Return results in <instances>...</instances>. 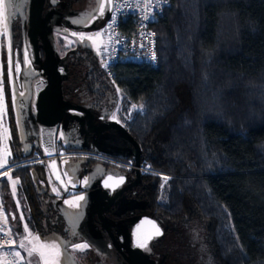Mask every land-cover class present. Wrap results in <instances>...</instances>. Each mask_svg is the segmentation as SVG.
<instances>
[{"label":"trees","instance_id":"1","mask_svg":"<svg viewBox=\"0 0 264 264\" xmlns=\"http://www.w3.org/2000/svg\"><path fill=\"white\" fill-rule=\"evenodd\" d=\"M169 2L152 25L156 65L101 70L114 92L103 117H119L141 166L157 173L143 174L132 213L162 226L198 219L214 264H264V0ZM24 38H13L15 59ZM64 59L63 71H73ZM133 105L140 111L128 117ZM34 151L41 155L23 159ZM11 174L30 203V168Z\"/></svg>","mask_w":264,"mask_h":264},{"label":"rangeland","instance_id":"2","mask_svg":"<svg viewBox=\"0 0 264 264\" xmlns=\"http://www.w3.org/2000/svg\"><path fill=\"white\" fill-rule=\"evenodd\" d=\"M29 1L0 0V165H3L0 170L13 163L14 157L22 160L33 149L40 147L32 100L34 88L42 73L39 66L33 64L27 47L25 25ZM48 2L50 5L55 4L58 11L55 14H47L44 6L42 17H53V23L50 25L52 29L47 32L49 36L52 33L59 36L60 41L57 42L54 38L57 36L51 35L59 59L64 56L67 63V52L72 46L76 51V55L69 59L71 63H67L73 71H65L59 76L61 97L71 105L91 110V103L86 94L88 87L94 95L99 91V87L104 91L107 89L112 97L114 94L110 81L101 76L106 45L104 25L109 2ZM19 34L25 37L23 46L19 57L12 59L10 48L14 42L13 38ZM89 67L96 86L87 87L83 81ZM91 111L95 117L96 113ZM113 118L121 122L119 117L112 113L108 119L111 121ZM94 124L100 126L102 122ZM56 142L64 153H77L81 150L88 152H82L86 153L84 155L73 154L56 161L60 184L53 180L45 164L41 166V170L30 168L31 184L36 194L38 192L42 195L37 194L41 203L42 221H31V207L17 190L18 178L11 173L3 178L7 185V195L12 199L15 215L19 219L20 235L16 247L21 253L23 264H44L45 259L54 261L55 264H120L119 256L109 248L108 240L96 219V211L103 204L99 182L105 175L113 173L114 168L110 165L103 166L95 157L126 158L132 154V147L115 130L110 129L99 134L89 132L85 127L84 115L77 111L65 112L58 126ZM119 200L126 205L135 204L126 195ZM119 202L113 207V215L117 217L119 214L121 222L130 225L135 217L127 216L126 219L127 211H117ZM116 217L105 215L103 218L112 224L117 221ZM163 226L165 235L157 239V244L152 243L148 247L151 251L154 250L153 246L161 248L158 260L152 258L157 260V264H214L207 246L205 225L201 221L194 219L181 223H163ZM79 242L83 244L77 245L86 244L87 247L73 246ZM40 253H43V257Z\"/></svg>","mask_w":264,"mask_h":264},{"label":"water","instance_id":"3","mask_svg":"<svg viewBox=\"0 0 264 264\" xmlns=\"http://www.w3.org/2000/svg\"><path fill=\"white\" fill-rule=\"evenodd\" d=\"M111 1L112 0H108L109 9ZM45 4L46 0H30L26 21V41L29 56L31 57L33 64L39 66L42 73L41 79L37 81V85L34 88L32 100L34 116L38 123V139L40 143L39 150L41 157L44 159V163L53 180L57 184H60L61 181L59 179L56 164L58 156L55 149V143L58 126L66 111H77L82 113L85 117V127L89 132L99 134L110 129L117 131L134 150L135 167L137 168L136 180L134 183L113 193L117 188L124 184L125 179L110 174L105 175L99 182V188L100 198L106 205L100 207L96 211V219L105 233L108 243L114 248L115 252L120 255L126 264H147L146 259L144 258V254L146 253L151 256L150 264H157L156 260H152L154 257L151 255L152 251L149 250L148 247L152 244L153 240L162 237L163 230L152 217L142 215L130 226L128 235L130 247L127 249V253H124L118 245V243L122 241V237L119 236L117 239L114 238L110 226H108L102 216L103 213L112 208L116 199L137 184L139 178L138 167L140 151L136 143L121 125L116 122H110L96 127L92 122V116L88 110L83 107L71 105L62 99L60 89L61 81L59 80V76L63 74L64 71L61 66H58L55 63L52 48L46 38V20L42 17ZM37 39L41 42L44 55L43 63L40 60ZM156 229H159V235L156 234ZM142 242H146V248L139 246Z\"/></svg>","mask_w":264,"mask_h":264},{"label":"built area","instance_id":"4","mask_svg":"<svg viewBox=\"0 0 264 264\" xmlns=\"http://www.w3.org/2000/svg\"><path fill=\"white\" fill-rule=\"evenodd\" d=\"M170 5L169 0H112L108 16L104 25L105 49L101 70L104 75L111 77L112 68L119 63L155 66L157 54L155 48L156 35L152 25L156 18ZM148 16V19H144ZM153 56L155 58H153ZM127 112L140 111L135 105ZM114 122H117L114 118ZM58 159L73 156L61 150L57 151ZM44 159L33 152L31 157L11 163L7 168L0 170V180L7 174L19 168L32 165H43ZM142 174H154L147 166L140 165ZM163 179V178H162ZM162 180V184L165 183ZM20 253L6 236L3 219L0 214V264H23Z\"/></svg>","mask_w":264,"mask_h":264},{"label":"flooded vegetation","instance_id":"5","mask_svg":"<svg viewBox=\"0 0 264 264\" xmlns=\"http://www.w3.org/2000/svg\"><path fill=\"white\" fill-rule=\"evenodd\" d=\"M48 3H49L48 0H46L45 13L47 12V14L48 13L49 14L50 13L55 14L56 11H58L56 5L55 4L54 5L53 4L50 5V3L49 4ZM52 19H53L52 16H50L48 18H45V20H46L45 34H46V38H47V40H48V42H49V44H50V46L52 48L53 55H54V61H55V63L58 66H60L59 64H61V62H60V59H59V56H58V52L56 50V44H54L52 36H51L52 34H53V36H57V35L55 33H52L49 36L48 32H47L48 29H50V28L52 29V27L50 26L53 23ZM54 38H56L57 42L60 41V39H58L59 36L54 37ZM37 47H38V52H39V55H40V60L43 63L44 55H43L41 42L39 41V39H37ZM69 51L74 52L72 55H69V59H70L71 57L76 55V51L73 49V46H72V49L69 50ZM10 53L12 55V59H14L11 49H10ZM69 59H68V62L71 63L69 61ZM58 61H59V63H58ZM74 66H75V64H74ZM94 79L95 78L93 77V73H92L91 67H89V71H88V73L86 74V76L83 79V81L85 83V86H87V87L88 86H96V81ZM100 80H102V78H100ZM89 88L90 87L87 88V93L86 94L88 96L89 103H91V105H90L91 110H94V112L96 113V116L95 117L93 116L92 111L89 108H85V107L84 108L90 112V114L92 116L93 124L95 122H102V125H104V124H107V123H110V122H114L113 120L110 121L108 119V117L110 115L107 116V117H103V115H102L107 110V103H108V100H110V98H111V94H109L107 89L104 91V90L101 89V87H99L98 88L99 91H97V94L92 96L91 93H93V92H91L89 90ZM116 123L121 125V122L118 121V120H117ZM94 125L96 126V124H94ZM102 125H100V126H102ZM96 127H99V126H96ZM131 150H132V154L131 155H129L126 158H121V159H116V158L115 159H113V158L110 159V158H106V157H102V156H101V158L97 157V156L95 157V160H99V162L103 166H109L110 165V166H112L114 168L113 169L114 172L110 173V175L123 177L125 179L124 184H122L119 188H117V190H115L113 193H115L116 191L120 190L121 188H124V187L134 183L135 180H136V170H137V168L135 167L134 150L132 148H131ZM84 154H86V153H82L81 155H84ZM140 165H141V161L139 159V167H138L139 178H138L137 184L134 187H132L131 189H129L128 191H126L125 193H123L118 199H116L115 203L117 201L119 202L120 201L119 199L121 197H123L124 195L128 196V198L135 197L134 195L136 194V192L141 187L142 177H143V174L140 172ZM39 166L40 165H32V166H29L27 168H35V167H39ZM107 175H109V174H107ZM30 186H32V184ZM17 190H19L18 187H17ZM7 191H8L7 188H5V189L3 187L0 188V214H1L2 219H3V223H4V227H5L8 239L10 240V242L13 245L18 246L17 241H18V236L20 235V227H19V223H18L19 219L15 215V209H14L13 201H12V199L8 198ZM19 191L21 192V190H19ZM37 194H38V196H42L38 192H37ZM37 194H36V191L34 189V192L32 194H30L31 195L30 201L32 203L31 202L28 203V201L26 202V204L31 207V209H30L31 210L30 219H31L32 222H34V219H36V216H37L36 209H35L36 206H37V208L39 210L41 209V203H39V201H38ZM36 202H37V205H36ZM115 203L113 204L112 208H110L107 212L103 213V217L104 218H105V215H106V217H111V218L116 217V216L113 215L114 214L113 207H114ZM105 205L106 204L103 202L101 207H104ZM117 211H119L120 213L123 212V211H127L129 213H132L133 211L134 212H136V211L138 212V210L135 209L134 204L126 205V204L120 203V202L117 203ZM134 214H136L137 216H133V217H135V220L130 225H127L125 223L123 224L121 222L122 218H121V216L119 214H117L118 216L116 217V218H119V220L114 221L113 222L114 224L113 223L109 224L107 222V220H105V222L110 226V229L112 231V234H113L114 238L117 239V237H119V236L122 237V241L120 243H118V245H119L120 249L124 253H127V249L130 247L129 237H128L130 226L136 220H138L142 215H145V214H141V213H138V214L137 213H132L131 215H134ZM26 219L28 220L27 216H26ZM160 227L163 230V235H162V237H163L165 235V229L163 228L162 225H160ZM152 243L153 244H157V239L153 240ZM108 246H110V248L114 250V248L109 243H108ZM153 249L154 250H152L151 255L158 260V258L160 256L159 250H161V248L158 247V246H153ZM118 256H119V259H120V264H126L123 261V259L120 257V255H118ZM144 258L146 259L147 264H150L151 256H149L148 253L144 254ZM131 264H138V263H131Z\"/></svg>","mask_w":264,"mask_h":264},{"label":"snow or ice","instance_id":"6","mask_svg":"<svg viewBox=\"0 0 264 264\" xmlns=\"http://www.w3.org/2000/svg\"><path fill=\"white\" fill-rule=\"evenodd\" d=\"M98 2H99V0H98ZM144 19H148V16H145ZM153 58H155V57L153 56ZM133 107L135 108L136 106L133 105ZM141 107H142V105H141ZM0 167H3V165H0ZM162 178H163L165 181H167V180L169 179V177H167V176H164V177H162ZM121 180H122V178H121ZM80 199H83V197H80ZM26 227H27V226H26ZM156 234H157V235L160 234L159 229H156ZM139 246L142 247V248H146V247H147V244H146V242H142V243L139 244ZM76 247H77V248H86L87 245H86V244H85V245H76ZM29 254L31 255V252H30ZM40 254H41V256L43 257V253H40ZM19 255H20V253L17 252V253H16V256H19ZM44 264H55V262H54V261H49V260L45 259Z\"/></svg>","mask_w":264,"mask_h":264},{"label":"crops","instance_id":"7","mask_svg":"<svg viewBox=\"0 0 264 264\" xmlns=\"http://www.w3.org/2000/svg\"><path fill=\"white\" fill-rule=\"evenodd\" d=\"M27 155H28V154H27ZM25 156H26V155H25ZM18 192H19V190H18ZM19 193L21 194L22 197L24 196V192H22V193L19 192ZM18 195H19V194H18ZM7 196H8V195H7ZM8 198H10V197L8 196ZM24 198H25V196H24ZM10 199H11V198H10ZM77 244H83V242L74 243L73 246H74V245H77Z\"/></svg>","mask_w":264,"mask_h":264},{"label":"bare ground","instance_id":"8","mask_svg":"<svg viewBox=\"0 0 264 264\" xmlns=\"http://www.w3.org/2000/svg\"><path fill=\"white\" fill-rule=\"evenodd\" d=\"M168 177V176H167ZM162 187V186H161Z\"/></svg>","mask_w":264,"mask_h":264}]
</instances>
